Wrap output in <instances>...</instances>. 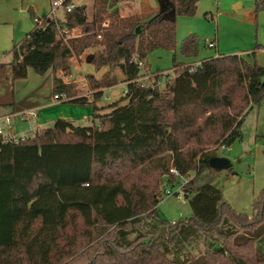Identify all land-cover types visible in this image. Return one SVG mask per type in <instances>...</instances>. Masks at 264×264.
<instances>
[{"label":"trees","instance_id":"1","mask_svg":"<svg viewBox=\"0 0 264 264\" xmlns=\"http://www.w3.org/2000/svg\"><path fill=\"white\" fill-rule=\"evenodd\" d=\"M168 1L174 18L192 17L199 2ZM91 7L90 19L77 5L60 22L36 24L10 51L11 81L28 69L67 75L68 58L87 49H95L94 70L107 73L87 78L96 90L91 98L52 79L54 94L92 107L91 126L57 120L21 142H0V264H264V188L250 216L235 211L213 185L209 173L218 171L208 160L216 152L207 150L241 140L244 117L264 96V68L218 56L175 69L162 88L157 81L141 86L136 62L152 72L151 52L174 51V19L164 12L120 18L110 0ZM255 8L264 9V0ZM56 25L82 35L64 43ZM180 53L195 57L198 44L187 39ZM115 69L126 94L98 108L99 89L118 83ZM180 185L191 214L169 224L156 206L165 188ZM198 242L209 257L194 256Z\"/></svg>","mask_w":264,"mask_h":264},{"label":"rangeland","instance_id":"2","mask_svg":"<svg viewBox=\"0 0 264 264\" xmlns=\"http://www.w3.org/2000/svg\"><path fill=\"white\" fill-rule=\"evenodd\" d=\"M27 1L36 2L38 0ZM71 1L76 5H84L87 17L90 19L92 0ZM114 2L118 4L119 1ZM19 3L21 0H16L15 5L12 0H0V63L5 64L11 61L8 52L11 51L13 43H19L24 34L34 26L30 11L24 14V19L22 18V14L19 13L21 9ZM25 3L24 0V9L26 8ZM39 3L40 0L37 4ZM165 3L166 0H128V2L123 0V2H119L118 10L119 13L123 12L127 17L130 16L129 9L125 8L127 4L132 7L133 12H130L132 14L141 12V7L164 11ZM44 14L45 12H41L37 15L41 17ZM166 17L172 18V12H166ZM12 19L16 22L11 23ZM81 35V29L75 28L72 30L70 39ZM187 39L194 40L198 44V53L195 57L185 58L180 53V47ZM213 40L217 42L219 55H238L246 61L255 62L264 68V9L256 10L255 0H199L196 12L192 17H175L174 51L155 50L148 55L147 63L152 72L157 70L172 71L174 63H200L204 59L215 57L216 51L206 47V43ZM91 55H93L92 50H86L82 55H79L80 57L73 54L68 58V74L64 75L65 73L61 71L62 77L66 76V78L72 73L68 84L73 85L74 89V81L85 79L84 75L86 74L100 79L107 73L106 68L101 69L99 73L94 72L93 66L89 63V57H87ZM80 62V71H73L75 70L73 68L78 67ZM4 64L0 66V102H11L10 97L13 101L26 102L30 99V94L40 93L45 96L50 94L52 73L54 76L58 70L55 72L49 70L44 76H39L32 69H28L25 79L11 81L10 70ZM183 67L186 65L181 64L178 68L182 69ZM111 75L118 78V83L112 86L110 91H105L102 94L96 102L98 104L107 103L106 105H108L121 100L124 96L122 93L125 87L120 83V73L115 69L112 70ZM162 87L163 85H160V88ZM106 97L110 98L109 101ZM125 102L121 101L120 104L123 105ZM91 125L92 123L88 122L87 124L77 123L76 126L88 127ZM240 131L241 141H236L230 147L215 153L217 157H221L229 163L228 168L231 171L210 172L209 175L216 176L213 183L221 190L223 200L232 209L242 211L250 216L252 202L264 188V96L260 103L253 106L252 110L244 117ZM6 132L8 130L5 128L4 134ZM215 147H209L207 150L213 151ZM156 208L169 224L188 219L191 214L188 200L181 195L163 197ZM193 254L194 256L209 257V252L205 251L202 242L201 244L198 242Z\"/></svg>","mask_w":264,"mask_h":264},{"label":"crops","instance_id":"3","mask_svg":"<svg viewBox=\"0 0 264 264\" xmlns=\"http://www.w3.org/2000/svg\"><path fill=\"white\" fill-rule=\"evenodd\" d=\"M23 1L24 0H21V3H19L21 6L19 13L22 14V18L24 19V14L30 11V15L32 16L33 22H34V26L30 31H32L35 28L36 24L38 26H41L43 24L44 20L50 19L49 10H50L51 0H40L39 4H37L39 0L36 2H29V1L25 0L26 1V3H25L26 8L25 9L23 8V6H24ZM114 1H119V2L122 1L123 2V0H110L111 3H115ZM124 1L128 2V0H124ZM12 2L14 5L16 4V0H12ZM119 2H118V4L115 3L117 8H119ZM71 4H73L74 6H77L72 1H71ZM165 6H166V8L164 11H158V10H154V9H150V8L146 9L144 7H141L140 8L141 12H137V13L134 12L132 14L130 13V12H133L131 6H129L127 4L125 8L129 9V11L128 10L127 11L130 14V16L149 14L151 12H164V17L166 19H168V20L174 19V21H175L173 11H172V8L170 6V2L168 0H166ZM29 7H32V8H29ZM168 11L172 12V18L166 17V12H168ZM41 12H45V14L41 17H38L37 14L41 13ZM120 13H121L120 18H124L125 16H124L123 12H120ZM64 14L65 13L61 10H59L56 13V19L58 20V22L63 20ZM15 22L16 21H14V19H12L11 23H15ZM30 31L26 32L24 34L23 38ZM211 42H214V48H211V49H214L216 51L215 57L223 56V55H219L217 53L218 50H217L216 40H213ZM19 43L14 42L12 45V48L14 45H17ZM206 47H207V45H206ZM87 50H92V54L95 52V49H87ZM8 54H10V51L8 52ZM10 56H11V54H10ZM92 56L93 55L87 56V57H89V63H90ZM215 57H213V58H215ZM81 59H82V57L80 58V60ZM84 60H86V59H84ZM9 63L10 62H7L5 64L0 63V66H2L3 64L7 65L8 69L10 70ZM80 64H81V62L78 63V65H77L78 67H76L77 69L73 70V71H80L79 70ZM181 64H184L186 66H195L199 63L197 62L195 64H193V63L192 64L181 63ZM149 68H150V66H149ZM175 69H178V67L173 68V70H175ZM150 70H151V68H150ZM160 71H162V70H160ZM94 72H96V71L94 70ZM99 72L100 71H98V73ZM53 77L61 79L62 83H64V84H68L69 83L68 79H70L72 77V73H70L69 77H67V78H66V76L62 77V73L59 70L54 73V76L52 73V78L50 80L51 92H50V94H48L46 96L44 94H40V93H33V94H30L31 96L29 95L30 99L27 100L26 102H24V101L19 102V100L13 101L11 97H10L11 102H8V103L7 102L6 103L0 102V126L4 127V128H2L4 131H5V128L8 130V132H6L5 134L3 131V135H6V136L15 135L17 137H24V138L31 137L36 132L51 127L52 124L57 120L68 121V122L73 123L74 125H77V123L87 124L88 122L93 124V119H92L93 118V110H92V107L90 105L77 106V105L70 103V101H53L52 100V96L54 95V93L52 92V87H53L52 79H53ZM84 78L86 80H87V78H93L96 80L99 79V78H95L94 76H91L90 74L84 75ZM122 84L125 87V84L124 83H122ZM111 87L112 86H109V87H105V88H102L99 90L102 92L101 94H103L105 91H110ZM75 88H76V84H75ZM75 94H76V90H75ZM106 98H108V97H106ZM109 99L110 98H108V101H109ZM106 104L96 103L95 105L99 108L102 106H107ZM108 112H109V110H104V111L99 110V112H97V114H104V113H108ZM34 120H35V122H34ZM228 167H226L224 170L228 171V169H229ZM218 172H220V171H218ZM213 185L221 192V190L214 183H213ZM237 212H242V211H237ZM242 213H244V212H242Z\"/></svg>","mask_w":264,"mask_h":264},{"label":"built area","instance_id":"4","mask_svg":"<svg viewBox=\"0 0 264 264\" xmlns=\"http://www.w3.org/2000/svg\"><path fill=\"white\" fill-rule=\"evenodd\" d=\"M66 0H51L50 2V10H49V17L51 20H53L55 23L58 22V20L56 19V13L61 10L64 13L65 12H70L75 6L73 4H65ZM107 21L103 22L101 24L102 28H105L107 23ZM57 28V33H58V38L62 40V42L66 43L67 39H70L71 34H72V30H68L66 28H61L58 25H56ZM97 40H100V35H97L96 37ZM207 47L208 48H214V42H207ZM198 65V64H197ZM136 66L139 70L138 74H137V78L135 79V82L141 84V86H147L149 84H152L153 81H157L158 83H160V85H163V82L167 79H172L174 77V70L172 71H159L157 73H152V72H148L146 73L143 70L144 67V62L143 61H137L136 62ZM73 69L76 70V68L74 67ZM144 71V72H142ZM173 73V74H172ZM171 74V75H170ZM159 77V78H158ZM162 79H164L163 81H161ZM76 84V95L75 97H82V98H91V96L96 92V90H92L89 86V84L87 83L86 79H78L74 82ZM126 94V90L124 88V92L122 93V95ZM52 100L53 101H68L70 100L69 97H67L65 94H54L52 96ZM3 129L0 128V142L1 143H16V142H21L23 141L25 138L24 137H17L15 135L12 136H6L3 135ZM225 147L224 146H216L213 151L217 152L219 150H224ZM169 172L174 174V175H178L176 170L174 168H170ZM183 184V183H182ZM174 195H181L183 196L182 190H181V185L176 187L175 189H169V188H165L163 191V197H169V196H174Z\"/></svg>","mask_w":264,"mask_h":264},{"label":"water","instance_id":"5","mask_svg":"<svg viewBox=\"0 0 264 264\" xmlns=\"http://www.w3.org/2000/svg\"><path fill=\"white\" fill-rule=\"evenodd\" d=\"M262 81H264V77L262 78ZM208 165L211 169H214L216 171H221V170H224L226 167H228L229 163L221 158V157H211L209 160H208Z\"/></svg>","mask_w":264,"mask_h":264}]
</instances>
